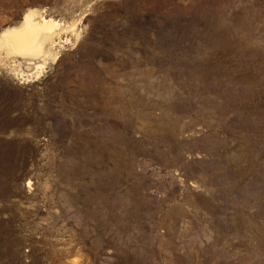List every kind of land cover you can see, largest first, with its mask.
<instances>
[{
	"label": "rangeland",
	"instance_id": "obj_1",
	"mask_svg": "<svg viewBox=\"0 0 264 264\" xmlns=\"http://www.w3.org/2000/svg\"><path fill=\"white\" fill-rule=\"evenodd\" d=\"M0 264H264V0H0Z\"/></svg>",
	"mask_w": 264,
	"mask_h": 264
},
{
	"label": "bare ground",
	"instance_id": "obj_2",
	"mask_svg": "<svg viewBox=\"0 0 264 264\" xmlns=\"http://www.w3.org/2000/svg\"><path fill=\"white\" fill-rule=\"evenodd\" d=\"M54 26L55 25L50 20H43L40 25H34L32 24L30 16L26 15L23 19L22 26L16 30H9L5 35V39L14 52H25L30 55H35L38 54L41 49L36 43L38 32L43 29L51 30Z\"/></svg>",
	"mask_w": 264,
	"mask_h": 264
}]
</instances>
